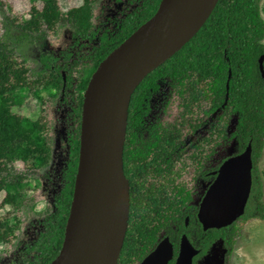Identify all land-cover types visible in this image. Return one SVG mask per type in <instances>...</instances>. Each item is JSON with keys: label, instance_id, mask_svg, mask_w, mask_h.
Segmentation results:
<instances>
[{"label": "trees", "instance_id": "trees-1", "mask_svg": "<svg viewBox=\"0 0 264 264\" xmlns=\"http://www.w3.org/2000/svg\"><path fill=\"white\" fill-rule=\"evenodd\" d=\"M29 1L31 8L28 10L29 18H26L14 14L13 5L0 0V13L3 14L0 30V194L6 193L0 209L11 205L13 210L10 215L0 216V245L16 246L18 243L20 213L26 214L38 203L35 197H26V186H29L32 174L47 172L51 154L47 139L51 129L49 108L43 93L48 92L57 98L65 85L67 90H86L89 82V79L75 80L78 69L75 67L78 64L83 67L75 53L65 49L58 57L56 54L59 51L53 49L51 41L59 39L66 28L75 30V36L85 34L91 28L94 4L98 0H68L65 2L68 9L61 7L60 0ZM160 1H157L153 12ZM115 49L112 42L101 46L92 59L95 64L90 67L96 68ZM263 55L261 0H220L197 35L167 61L173 65L167 71L175 72L170 75L175 79L172 85L175 100H183L188 114H196L193 106L199 110L197 115L205 113L216 117L217 121L209 128L210 134L203 140L205 144L222 145V151L230 155L243 153L250 143L253 146V189L246 222L255 218L264 220V170L260 167L264 155V75L260 68ZM31 60H39V66L34 67ZM165 69L162 67L161 71ZM85 73L86 70L79 76ZM167 74H151L132 98L125 151L126 159L131 162L127 170L132 175L142 172L138 161H135V154L149 152L160 141L167 144L165 152L172 149L181 157L180 154L186 151L181 148L185 144L180 139L182 129L175 123L167 126L161 122L153 123L148 137L142 131L151 112L146 92L155 87L157 78ZM143 90L145 98H141ZM28 94L33 100L43 103L36 120L31 118L32 113H28ZM73 146L77 161L80 137L74 140ZM203 150L207 151V147ZM191 156L198 158L196 153ZM165 160L167 165L172 162L169 156H165ZM20 163L22 167H19ZM72 165L65 173L68 185L57 197L55 210L49 208L46 211L48 219L44 231L35 245L27 249L31 257H23L17 264H51L59 256L77 174V167L74 166L77 163ZM183 169L187 171V167L183 166ZM40 184L41 181L38 187ZM186 190L187 187L178 188L181 196L186 195ZM151 206L149 199L147 208ZM160 208L161 205L155 203L152 210L158 213ZM236 227L234 225L231 229Z\"/></svg>", "mask_w": 264, "mask_h": 264}, {"label": "flooded vegetation", "instance_id": "flooded-vegetation-1", "mask_svg": "<svg viewBox=\"0 0 264 264\" xmlns=\"http://www.w3.org/2000/svg\"><path fill=\"white\" fill-rule=\"evenodd\" d=\"M157 1L158 0H98L94 4V17L91 21V28L81 37L75 36V30H71L72 33L67 38L66 47L60 49L56 55L59 57L65 49L70 53H75V57L79 59L81 62L80 64L83 65V67H80L78 64V66L75 67L78 68L76 70L77 77L75 80L80 82L81 79H89V82L86 90L83 88L67 90V86L65 85L62 91L57 95L58 106L56 112L59 113V116L56 120L54 130L52 124L49 123L51 133L49 139H47L49 140L47 145L51 150L48 165L53 167L55 165L54 163H56V168L59 167V171L55 168L51 173L47 171L46 173L38 172L32 174V179L30 181L33 180L35 183L41 181L42 185L40 184L41 186H39V188L43 187L47 189V184L54 182L58 173V176H61V180H65L63 186L65 189L68 185L65 173L66 171H70L74 162L77 163V165L74 166L77 167L78 174L85 94L93 75L98 70L101 63L112 52L107 55L96 68L90 67V65L94 63L92 59L96 57L101 46H105L107 43L112 42L117 49L141 27L148 23L160 8L162 0L159 2L157 10L153 12ZM71 47L73 49H71ZM167 61L151 72L137 87L134 94L151 74H156L157 72L162 74L168 73L159 79L157 78L155 87H153L156 88V90L151 87L149 92L145 91L148 95L146 100L150 102L148 107L151 112L149 113V117L147 116L142 131L145 132L146 137H148L151 135L150 129L153 123L161 122L163 126L175 123L182 129V138L180 137V139L185 144L182 145L181 148H185L186 151L180 154L181 157H178L177 152H174L172 149L169 152H165L167 144H163L162 141H160L156 143L149 152H146L147 154H141L139 152L135 154V158H137L135 161H138V168H140L142 172L139 171L135 175H132L127 170L131 162L126 159V138L123 163L125 176L130 185V215L128 229L118 264H144L146 259L158 250H160L159 253L164 256H158V260L155 264H161L162 261H165L166 256H168L167 259H169V255L170 259L167 264H177L182 253L184 240L186 241L185 246L189 243L193 248H190L191 253L189 254L191 256V264H227L230 257L233 256L234 247L239 243L240 236L237 235L240 233L241 229L238 225L246 222L251 196L244 214L239 217L232 226L227 228H210L206 230L200 218V213L209 191L221 175L222 166L229 159L239 156L242 153L230 155L229 152L222 151V145L216 146L215 143L205 144L203 142L204 138L210 134L209 131L211 130L209 128L211 124L217 121L216 117L214 115L207 116L205 113L197 115V111L199 110L196 107L193 108V106L192 109H194L196 114H188L187 107L183 100L181 98L179 101L175 100V89L172 86L175 83V79L170 76L174 75L175 72L167 71L173 68V65L170 63L168 64ZM162 67H165L167 72L161 71ZM85 70L87 73L79 76V73H84ZM63 76L64 79H66L67 76L65 72H63ZM140 92L141 91H139V93ZM141 98H145L144 90L143 97ZM160 110L161 112L159 113ZM154 113L163 115L165 120H160L157 115L152 117ZM53 131H55V134ZM78 137H80V149L76 161L74 158L75 151L73 143ZM52 139H54L53 143L51 142ZM206 147L207 151H204L203 149ZM155 150H158V152H153ZM201 150L203 152H201ZM194 153L198 155V158L191 156L194 155ZM165 156L172 158L171 166L164 162L166 161ZM54 158H56V160ZM183 166L187 167V171L183 169ZM177 172L179 175H177ZM77 174L75 177L73 199L70 203V213L74 200ZM186 187L188 188V191L186 190V195L184 196L183 194V196H181L178 192V188L186 189ZM61 193L59 192L54 199L51 200L53 206L51 209L55 210L56 199ZM149 199H151L152 204L150 209L147 208V201ZM155 203L161 205L158 213L152 210ZM49 208L48 206L46 211H48ZM234 225L237 227L231 229ZM44 228L45 226L43 229ZM41 232L42 231H40L39 234H41ZM32 245H35V243H32L30 246ZM162 246L164 249H159ZM28 248L29 246H26L25 252L17 255L18 258L15 259L14 264L22 261L23 257H31V255L27 253ZM166 248L169 252L165 250Z\"/></svg>", "mask_w": 264, "mask_h": 264}, {"label": "water", "instance_id": "water-1", "mask_svg": "<svg viewBox=\"0 0 264 264\" xmlns=\"http://www.w3.org/2000/svg\"><path fill=\"white\" fill-rule=\"evenodd\" d=\"M219 2L162 0L156 15L114 50L93 75L83 106L74 200L62 250L51 264L119 263L130 215V185L123 158L133 94L151 72L197 35ZM260 68L264 75V55ZM253 169L251 143L222 166L200 213L206 230L232 226L244 214L252 193ZM185 242L177 264H191L193 248ZM159 251L144 264H155L158 256H164ZM167 258L161 264H167L170 255Z\"/></svg>", "mask_w": 264, "mask_h": 264}, {"label": "rangeland", "instance_id": "rangeland-1", "mask_svg": "<svg viewBox=\"0 0 264 264\" xmlns=\"http://www.w3.org/2000/svg\"><path fill=\"white\" fill-rule=\"evenodd\" d=\"M6 4L14 7V14H18L19 16H24L29 18L28 10L31 8V4L29 0H4ZM68 0H60L61 7L63 9H68L69 6L65 5V2ZM75 4H78L76 2ZM262 6V15L264 17V0H261ZM3 14L0 13V30L2 28ZM72 31L66 28L65 31L60 35L59 39H54L51 41V45L55 51H59L60 49H64L67 44V38L71 35ZM69 44V42H68ZM31 62H33L31 60ZM34 67L39 66V60H35L33 62ZM42 67V66H41ZM40 67V68H41ZM43 69V67L41 68ZM43 97H45V101H47V106L49 108V116L50 123L54 126L56 120L59 116V113L56 112L58 106V99L54 96H50L48 92L43 93ZM27 102H29V111L32 119H37L40 114V109L43 108V103L41 104L37 100H33L32 96L27 95ZM161 110L159 111V113ZM154 113L160 120H165L163 115ZM26 114V112H25ZM55 134V131H53ZM54 142V139L51 141ZM64 152V148H63ZM264 153V152H263ZM56 160V158H54ZM53 167L47 166V171L51 173L56 167L57 164ZM19 167H22L23 164H18ZM261 170H264V155L261 160ZM59 171V167L56 168ZM46 178V177H44ZM264 179V176H263ZM65 180H61V176H57L54 182H50L47 184V189L43 187H38L37 182L30 181L26 186L25 192L26 197L32 198L35 197L36 200L40 203H36L35 206L31 207L29 212L25 214V212L20 213V230H19V239L18 245H0V264H14L16 258H18V254L24 253L26 250V246H30L32 243H35L39 239L40 231H44L43 227L46 225L48 215L46 214V208L49 206L52 208L51 200L60 192L63 191ZM264 182V180H263ZM37 186V188H35ZM41 186V185H40ZM264 193V189H263ZM6 193L2 192L0 194V205L3 203L4 197ZM264 203V196H263ZM11 205H6L0 209V216L10 215L12 212ZM16 214V213H15ZM39 226H38V225ZM238 227L241 229L240 233L237 236H240L239 243L236 244L233 250V256L230 257L227 264H264V221L253 219L248 223L239 224ZM42 233V232H41Z\"/></svg>", "mask_w": 264, "mask_h": 264}, {"label": "clouds", "instance_id": "clouds-1", "mask_svg": "<svg viewBox=\"0 0 264 264\" xmlns=\"http://www.w3.org/2000/svg\"><path fill=\"white\" fill-rule=\"evenodd\" d=\"M255 219H257V218H255ZM252 220H253V219H252ZM258 220H261V219H258ZM250 221H251V220H250ZM250 221H248V222H250ZM261 221H264V220H261ZM248 222H247V223H248Z\"/></svg>", "mask_w": 264, "mask_h": 264}]
</instances>
